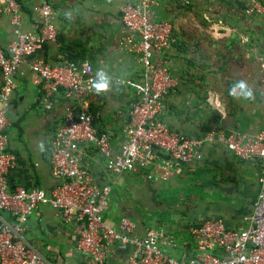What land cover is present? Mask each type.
Instances as JSON below:
<instances>
[{"label":"crops","instance_id":"0c3cea01","mask_svg":"<svg viewBox=\"0 0 264 264\" xmlns=\"http://www.w3.org/2000/svg\"><path fill=\"white\" fill-rule=\"evenodd\" d=\"M16 1L22 13V30L32 32L38 23L32 3ZM126 1L50 0L60 48L93 65L97 80L89 103L93 112H100L94 126L100 134L112 135L115 153L124 143L142 71L139 55L120 45L127 33L121 12ZM248 1L157 0L153 17L170 20L174 26L171 45L155 56L156 64L167 66L177 79L159 116L171 130L199 138L218 130H225L228 136L236 132L253 135L264 126V89L258 91L264 84V18L245 14ZM13 40L9 18L1 17L0 45L5 49ZM57 54L53 46L44 47L14 76L6 128V150L15 158L7 177L10 191L22 187L26 192L42 190L50 195L60 184L51 175L49 144L67 101L61 95L44 98L38 78L29 69L35 60L57 62ZM1 85L0 72V88ZM97 85L102 86L98 91ZM249 90L250 98L244 96ZM168 160L161 155L162 162ZM84 168L99 186L118 183L117 189L125 188L124 180L117 182L107 172L104 159L95 149L85 153ZM262 169L259 161L245 162L225 146L206 144L200 161L176 168L162 163V168L151 172L137 170L125 175L142 177L146 193L154 194L151 186L158 188L155 197L161 199L156 203L165 209L154 213L147 210L151 216L143 223L145 227L137 222V216L125 214L123 198L118 200L119 194L123 197L122 190L116 195L121 216L109 219L108 207L103 218L116 230L121 220L128 218L137 227L138 237L148 229L164 230L174 238L176 247L161 250L181 261L185 255L193 257L195 253L188 230L196 219H222L229 229L245 226L259 193ZM196 183L202 186L194 192L189 187ZM191 193L194 197L196 193L194 202L189 198ZM81 231L79 224L65 225L51 207H39L27 219L24 239L53 264H96L91 256L78 250ZM108 252L111 264H126V247L114 245Z\"/></svg>","mask_w":264,"mask_h":264},{"label":"built area","instance_id":"2783aa9c","mask_svg":"<svg viewBox=\"0 0 264 264\" xmlns=\"http://www.w3.org/2000/svg\"><path fill=\"white\" fill-rule=\"evenodd\" d=\"M29 1L38 17L32 32L22 30L17 1L0 0V18H9L14 30V40L5 49L0 45V264H53L24 239L27 219L39 207H51L65 225H81L78 250L96 264H111L108 251L114 245L128 249L126 264H264V126L253 135L236 132L228 136L225 130H218L190 138L162 121L159 116L164 101L177 86V79L167 66L156 64V53L171 45L174 28L170 20L153 17L157 0H127L122 7L127 33L120 45L139 55L142 71L136 85L137 102L129 112L124 143L116 153L112 135L100 134L94 126L100 112H93L89 103L97 80L93 65L87 59H70L60 48L50 0ZM245 14L264 18V3L249 0ZM46 46L56 48L57 62L35 60L29 69L38 78L44 98L61 95L67 101L49 144L51 175L60 184L50 195L42 190L26 192L22 187L10 191L7 177L15 158L6 150L8 100L20 66ZM206 144L225 146L235 158L263 165L259 193L245 226L229 229L222 219H196L188 230L195 253L176 261L161 250L176 247L174 238L164 230L148 229L138 237L137 227L128 218L121 220L118 230L104 221L112 188L97 185L84 168L88 150L95 149L104 159L107 172L120 178L137 170L151 172L162 168V163L176 168L200 161ZM161 155L169 160L162 162Z\"/></svg>","mask_w":264,"mask_h":264},{"label":"rangeland","instance_id":"374dc122","mask_svg":"<svg viewBox=\"0 0 264 264\" xmlns=\"http://www.w3.org/2000/svg\"><path fill=\"white\" fill-rule=\"evenodd\" d=\"M99 1V0H97ZM264 84L259 86L258 91L263 92ZM113 179H116L117 182H120L121 180H124L125 188L121 187L120 189H117V185L109 184V186L112 188V194L110 196V204H109V212L107 213L109 215V219L121 216L119 212V207L117 206V194L122 190L123 191V197L119 194L118 200L123 198L125 208V214L126 215H132L137 216V222L140 224L141 227H145L143 225L144 222H147V218L151 216V214L148 212L151 210V213H154L156 211L161 212L163 209H165L163 206H159L156 202H160L161 197H155V193L158 192V188L154 187L151 189L154 191L146 193L144 188H142L141 184L144 183V179L142 177H133V174H131V177L128 178L127 176H122L120 178L114 177ZM202 183H196V185H192L189 187L192 191H196L198 187H201ZM177 186L176 188H178ZM148 188V187H147ZM124 189V190H123ZM183 197V196H182ZM182 197H177V200H180ZM195 197L196 193H195ZM194 195L191 193L190 197L192 201L194 202L195 199ZM152 201L154 203H152ZM144 203V204H143ZM172 204H177L174 201ZM140 205V207L138 206ZM144 209V210H143ZM148 210V211H147Z\"/></svg>","mask_w":264,"mask_h":264},{"label":"clouds","instance_id":"9594fccd","mask_svg":"<svg viewBox=\"0 0 264 264\" xmlns=\"http://www.w3.org/2000/svg\"><path fill=\"white\" fill-rule=\"evenodd\" d=\"M100 87H102V86H101V85H97V86H96V88H97V91L99 90V88H100ZM240 87H242V88H243V87H244V85H243V84H241V85H240ZM251 95H252V93H251V91H250V90H249V91H247L246 93H244V96H245V97H248V98H250V97H251Z\"/></svg>","mask_w":264,"mask_h":264},{"label":"trees","instance_id":"16d2710c","mask_svg":"<svg viewBox=\"0 0 264 264\" xmlns=\"http://www.w3.org/2000/svg\"><path fill=\"white\" fill-rule=\"evenodd\" d=\"M62 49H63V48H62ZM63 50L66 51V52H68L67 49H63ZM68 54H69V56H70V59H72V60H75V61H77V60H84V59H78V58L73 57L74 55L71 54V53H69V52H68ZM71 57H72V58H71Z\"/></svg>","mask_w":264,"mask_h":264}]
</instances>
